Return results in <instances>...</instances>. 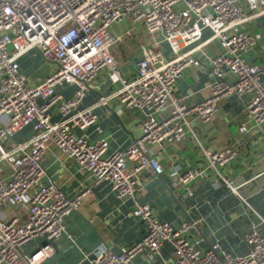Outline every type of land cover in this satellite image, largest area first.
<instances>
[{
    "label": "built area",
    "instance_id": "obj_1",
    "mask_svg": "<svg viewBox=\"0 0 264 264\" xmlns=\"http://www.w3.org/2000/svg\"><path fill=\"white\" fill-rule=\"evenodd\" d=\"M263 15L264 0H0V166L7 168L5 176L0 173V264H41L54 252L50 240L64 234L73 240L65 219L80 208L89 188L68 197L47 177L42 161L50 146L63 162L89 173L93 183H108L121 203L130 199L128 214L144 225L138 240L119 251L103 247L89 264H130L141 257L153 262L165 243L172 251L161 264H264V215L241 191L248 181L232 176L230 163L237 151L207 145L196 125L211 122L223 98L245 93V118L237 131L244 134L248 124H264L263 68L246 56L258 41L245 27ZM125 18L142 23L153 37L128 75L120 72L111 52L121 35L110 26ZM211 41L219 51L196 57L195 51ZM162 43L169 47L167 55L156 48ZM31 51L50 66L38 83L19 63ZM196 68L207 70L206 92L186 103L190 96L177 94L176 82L185 70ZM99 75H106L110 93L83 105ZM65 85L74 86L68 97L58 89ZM111 100L140 112V133L124 149L109 151L105 137L90 138L85 130L98 120L96 106H108ZM54 114L60 118L54 120ZM28 125L31 136L16 140ZM187 138L198 159H190L186 169L174 167L171 185L202 180L234 201L237 216L247 219L240 254L218 243L200 248L188 236L199 229L200 219L176 225L134 198L137 173L148 169L158 178L164 172L151 146H177ZM18 209L25 212L24 219ZM39 238L44 239L41 246L23 251V245Z\"/></svg>",
    "mask_w": 264,
    "mask_h": 264
},
{
    "label": "crops",
    "instance_id": "obj_2",
    "mask_svg": "<svg viewBox=\"0 0 264 264\" xmlns=\"http://www.w3.org/2000/svg\"><path fill=\"white\" fill-rule=\"evenodd\" d=\"M246 29L257 36L258 45L254 52L246 53L251 60L262 65L260 80L264 84V15L245 25ZM111 31L121 35L120 41L111 48L112 54L120 64V72L124 75L132 74L142 47L152 44V36L145 31L144 25L134 22L130 18L115 22L110 26ZM205 34V33H204ZM207 34L204 35L206 37ZM197 43H194V45ZM165 55L169 47L166 43L157 46ZM219 51L216 41H211L195 51V56L204 58ZM21 69L31 77L42 63L38 53L31 51L19 59ZM33 79V78H32ZM208 80L207 70L196 68L188 69L176 82L177 94H189L186 103H192L199 96L205 94L203 88ZM35 83V80H32ZM65 97H68L73 85L58 88ZM111 86L106 75H99L83 97V105L95 103L102 95L110 93ZM204 92H202V91ZM248 95L232 94L219 101L215 118L209 123H197L198 132L204 142L213 147H233L237 156L230 163L232 176L239 182L248 181L242 187V193L250 197L253 206L264 215V124L260 128L251 127L248 132L240 134L237 131L239 124L244 121L243 103ZM98 120L85 130L90 138L103 136L109 143L108 150L124 149L131 141L139 136L140 130L138 110L127 109L117 101L111 100L106 105L95 108ZM60 116L53 115L57 120ZM32 134V126L28 125L18 131L16 140L27 139ZM152 152L161 162L164 172L154 178L143 169L135 175L139 184H136L135 199L151 205L152 210L160 218L176 225L190 218L200 219L199 229H191L188 233L190 240L197 242L200 248L218 243L232 254L242 253L241 237L247 227V219L237 216L238 207L228 197L202 180L188 185L174 188L171 185L170 173L179 165L182 169L188 168L189 159H198L193 144L187 138L181 145L151 146ZM42 165L47 177L67 195L74 196L81 189L89 188L82 198L80 208L72 212L65 219L66 232L71 234L70 241L66 234L58 239L50 240L54 247L53 254L41 264H89L94 253L103 247L119 251L122 245L138 240L144 232V225L140 220L133 219L129 214L131 200L124 203L116 197L108 183H93L89 173L80 170L74 163H65L59 152L50 146L43 157ZM131 169V165L128 166ZM7 168L0 166L1 177L5 176ZM133 200V199H132ZM25 218V212L18 209ZM44 243L43 238L29 241L23 245L25 253H29ZM172 248L163 244L160 255L153 262L144 258H137L130 264H161L171 255Z\"/></svg>",
    "mask_w": 264,
    "mask_h": 264
},
{
    "label": "water",
    "instance_id": "obj_3",
    "mask_svg": "<svg viewBox=\"0 0 264 264\" xmlns=\"http://www.w3.org/2000/svg\"><path fill=\"white\" fill-rule=\"evenodd\" d=\"M49 71V64L42 63L34 72L31 73L30 76L35 80V83H38L40 80L44 79L48 75Z\"/></svg>",
    "mask_w": 264,
    "mask_h": 264
}]
</instances>
